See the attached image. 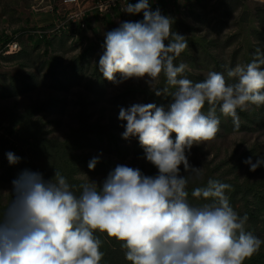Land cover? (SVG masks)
<instances>
[{
	"label": "clouds",
	"instance_id": "obj_1",
	"mask_svg": "<svg viewBox=\"0 0 264 264\" xmlns=\"http://www.w3.org/2000/svg\"><path fill=\"white\" fill-rule=\"evenodd\" d=\"M123 12L143 13V20L123 21L104 34L98 71L117 85L142 79L157 97H171L167 107L134 103L118 114L122 138L139 142L157 174L120 164L102 184L81 183L77 195L58 170L51 179L23 170L0 209V264H101L98 233L122 242L130 264H245L264 245L246 230L248 216L231 206L230 184L210 178L188 191L190 182L203 181V169L192 166L189 155L220 131L217 106L239 127L238 110L264 105V49L257 48L251 62L227 68L226 75L210 71L194 83L184 75L188 66L176 63L188 40L173 30V18L152 10L150 0L129 2ZM6 158L10 165L22 159L11 151ZM99 163L95 156L88 168ZM244 163L255 172L264 157ZM190 195L202 203H192Z\"/></svg>",
	"mask_w": 264,
	"mask_h": 264
},
{
	"label": "rangeland",
	"instance_id": "obj_2",
	"mask_svg": "<svg viewBox=\"0 0 264 264\" xmlns=\"http://www.w3.org/2000/svg\"><path fill=\"white\" fill-rule=\"evenodd\" d=\"M150 2L152 10L159 8L162 14L173 18L174 31L187 37L188 48L176 63L188 66L184 75L194 83L204 80L210 71L226 75L227 68L249 63L255 48L264 49V3L260 0ZM127 4L93 12L88 15L86 25L81 27L79 22L67 21L77 8H64L60 0H0V47L6 34L10 33L22 34L19 37L22 49H28L23 57L12 61V56L4 57L0 63V192L3 204L8 203L12 188L1 160L7 153L2 155L4 150L25 158L14 170L16 178L30 165L32 171L48 170L45 178H53L54 167L48 162L54 159L70 172L75 168L73 177L84 182L93 180L102 184L116 167L102 164L109 161L143 167L144 173L149 175L152 165L146 159L136 157L134 149L123 159L109 140L112 131L120 136L124 145L133 147L138 143L135 139L122 138L125 129L121 127L118 114L120 107L144 100L143 93L127 92L128 89L141 88L151 92L149 86L142 79L117 85L98 71L104 34L123 21L143 20V13H124ZM53 26L59 32L50 38L53 44L49 47L25 35L28 31L49 30ZM55 57V72L60 74L61 83L51 74L49 62ZM160 86H164L163 76ZM150 95L152 99L156 96L152 92ZM33 105L37 106L31 112L29 109ZM12 124L16 130L10 135L8 129ZM218 133L219 137L194 146L189 155L190 164L203 169V179L226 172L244 183L250 180L264 185V171H250L248 165L238 162L243 150L255 144L264 146V131L226 134L220 129ZM99 138L101 140L97 142ZM43 140H57L61 144L47 145ZM36 143L45 144L44 148L49 151L61 148L58 154L65 152L64 158L53 157L51 152L32 151L31 147ZM95 156H100L101 162L95 170H90L88 163ZM181 171L187 174L183 165ZM240 197L237 208L242 206ZM120 263L126 264L121 259Z\"/></svg>",
	"mask_w": 264,
	"mask_h": 264
},
{
	"label": "trees",
	"instance_id": "obj_3",
	"mask_svg": "<svg viewBox=\"0 0 264 264\" xmlns=\"http://www.w3.org/2000/svg\"><path fill=\"white\" fill-rule=\"evenodd\" d=\"M88 18L89 17L87 16L84 19L85 25L88 21ZM29 38H31L32 40H36V41L39 40V41L43 42L48 47L53 44V42L51 41L52 39H48L47 37H45L44 39H39L38 37H35L34 35H30ZM7 42H9V38L6 35L5 40L2 44V46L0 47V49H2ZM257 48H259V46ZM257 48H255V51ZM27 53H28V49H26V48L22 49L21 52L12 56L13 59H11V61L18 59V58H21V57H23V55H26ZM254 55H255V52H254ZM254 55H252L249 58V62H251L253 60ZM8 57H10V56H8ZM5 59L7 60V58H5ZM56 62H57L56 57L52 58V62H49L51 64V74L53 73V79L56 82L61 83L62 81L58 77V75L60 76V74L55 72V68H56L55 63ZM22 66L25 67V65H22ZM73 68L75 69V67H73ZM127 92H134V93L141 92V93H143L144 94V100L142 102L143 104L152 103V100H153V103L157 104L158 106H160V105L167 106L168 102L170 100V97L163 98V97H157V96L153 97L154 99H152V96L150 95L151 92H149L147 90H143L141 88L140 89L139 88H133V89L130 88L127 90ZM36 106L37 105H33L29 110H31V112L35 111ZM207 111H208V105L206 104L205 108H204V112L207 113ZM216 114H217V116H219V118L221 120L220 129L224 130L226 132V134L244 132V131H252V132L264 131V105H261V106L251 105L244 111L238 110V114L240 117L239 127L234 126L231 117H226L223 114H221L218 106L216 108ZM11 120H12V122H15V119L12 115H11ZM15 130H16V127L14 124H12L11 128L8 129V134L13 135ZM219 135L220 134L217 133V135L215 137L217 138V137H219ZM174 136H175V134H173V137ZM109 138H110L109 139L110 143L112 145H114L118 154L123 155V159L126 156L130 155L131 149L132 150L134 149V152L137 153L136 157H138L140 159H144L143 158L144 157V151L141 148V146L139 145V142L135 143L133 145V147L130 145H124L122 142H120L121 141L120 136L117 135V133L112 132V131H110ZM100 140L101 139L99 138L97 140V142ZM42 142H45L47 145L49 143L57 144V145L61 144L57 140H43ZM44 145L45 144H42V146H40L36 143L35 145H32L31 150L35 151V152L45 153V154L47 152H51L53 157L64 158L63 156L65 155V152L63 155L58 154L61 152V148L49 151L47 148H44ZM5 152H8V151L4 150L2 155H4ZM249 157H251L253 159V162H255L258 157H264V146H260V144H255V145L251 146L250 148L243 150L241 156L238 159V162H241V161L244 162ZM24 159L25 158H23L22 160H24ZM1 160H2V163L4 165V173L9 174V183L12 185V181L16 178V174L14 173V170H16L15 168L18 166V164L17 165H10L7 158H6V154H5V157H1ZM52 162H54L55 164H53ZM102 164L105 166H110V167H115L118 165V163L114 162V161L102 162ZM48 165H52L54 167V171L52 172V175H55V171L58 170L61 172V174L66 176L69 183L71 185L75 186L74 190H76L77 195H79L78 186L81 183H83L84 181L76 180L73 177L74 172H75V168H73L70 172L69 169H67L64 166L62 167V165H60V162L58 161V159L50 160L48 162ZM30 166L26 169L32 170V168ZM140 169L144 172L143 167ZM36 170H38V169H36ZM256 171L263 172L264 166L259 167ZM46 172H48V170H46V169H43L41 171V173L43 175H47ZM181 173H182V175H187V174L183 173L182 171H181ZM156 174H157V169L152 165L149 175L151 176V175H156ZM231 176L232 175L230 173L222 172L217 177H214L212 179H215V180H218L220 182L227 183V184L231 185V190L226 191V195L229 199L231 206L234 208V210L239 215H241V216L247 215L248 216V221L246 224V230L252 232L253 235L264 240V185L260 186L256 182H251L250 180H248L247 182L244 183L238 178H231ZM207 180L208 179H203L202 182H197V183H191L190 182L189 187H188L189 194L191 193L193 188H195L197 186H203L204 184H206ZM239 197L241 198L242 206L237 208L236 204L240 201ZM11 198H12V194L10 193L8 196V203L10 202ZM189 198H190L192 203H196V204L202 203V201H198V200L193 199L191 197V195L189 196ZM3 203L4 202L2 199V194L0 192V209H2L3 207H5L7 205V204H3ZM98 236L103 241V245H102L101 250L105 253V256H104L101 264H121L120 259L124 260V262H126V264H130V262H128L125 259V256H124L125 250H123L121 248L122 242L118 241L116 238L108 237L106 233H98ZM245 264H264V245L261 246V249L257 254H255L251 258L247 259L245 261Z\"/></svg>",
	"mask_w": 264,
	"mask_h": 264
},
{
	"label": "built area",
	"instance_id": "obj_4",
	"mask_svg": "<svg viewBox=\"0 0 264 264\" xmlns=\"http://www.w3.org/2000/svg\"><path fill=\"white\" fill-rule=\"evenodd\" d=\"M61 5L64 8H77L74 13H72L67 21H72L71 23L79 22L81 27L85 26L84 19L93 12H103L104 8L117 7L124 3H135L137 0H60ZM81 23H84L83 25ZM58 30L54 28H50L49 30H36V31H28L25 33L26 36L34 35L39 39H44L47 37L50 39ZM59 32V31H58ZM9 38V42L5 44V46L0 49V63L1 59L8 56H14L22 51V46L19 41V37L22 34H6Z\"/></svg>",
	"mask_w": 264,
	"mask_h": 264
}]
</instances>
